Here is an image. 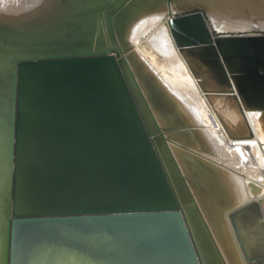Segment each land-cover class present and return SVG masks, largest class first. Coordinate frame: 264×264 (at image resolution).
<instances>
[{
    "label": "water",
    "instance_id": "obj_1",
    "mask_svg": "<svg viewBox=\"0 0 264 264\" xmlns=\"http://www.w3.org/2000/svg\"><path fill=\"white\" fill-rule=\"evenodd\" d=\"M182 13L170 25L203 87L264 121V30L222 35L203 7ZM15 79L7 264H201L115 54L18 58ZM233 136L264 145L249 123ZM253 206L231 219L264 264L237 220Z\"/></svg>",
    "mask_w": 264,
    "mask_h": 264
},
{
    "label": "bare ground",
    "instance_id": "obj_2",
    "mask_svg": "<svg viewBox=\"0 0 264 264\" xmlns=\"http://www.w3.org/2000/svg\"><path fill=\"white\" fill-rule=\"evenodd\" d=\"M199 7L222 35L264 30V0H0V264L9 247L16 61L94 51L116 55L201 264H250L231 219L250 202L237 220L254 259L264 252V147L233 136L249 123L264 141V121L245 110L247 122L233 99L207 91L180 51L170 19Z\"/></svg>",
    "mask_w": 264,
    "mask_h": 264
}]
</instances>
